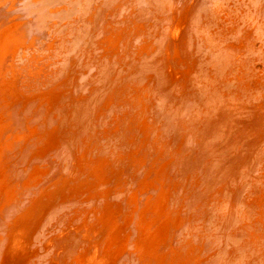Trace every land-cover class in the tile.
Wrapping results in <instances>:
<instances>
[{
  "label": "bare ground",
  "instance_id": "bare-ground-1",
  "mask_svg": "<svg viewBox=\"0 0 264 264\" xmlns=\"http://www.w3.org/2000/svg\"><path fill=\"white\" fill-rule=\"evenodd\" d=\"M46 32L59 41L47 45ZM255 62L264 69V0H0V264H187L197 253L217 255L194 264H264ZM187 75L208 85V102L184 129L194 106L183 94L172 104ZM119 80L131 84L115 105ZM151 118L162 125L145 132ZM249 188L260 192L247 204ZM208 200L211 231L199 213Z\"/></svg>",
  "mask_w": 264,
  "mask_h": 264
},
{
  "label": "rangeland",
  "instance_id": "rangeland-1",
  "mask_svg": "<svg viewBox=\"0 0 264 264\" xmlns=\"http://www.w3.org/2000/svg\"><path fill=\"white\" fill-rule=\"evenodd\" d=\"M66 3H68V1L66 2ZM72 6H70L69 8H64V7H62V8H60V10H63V9H65L64 11H66L67 9L69 10H72V8H71ZM169 7V6H168ZM171 7V6H170ZM169 7V8H170ZM207 7V6H206ZM206 7L204 8V9H202V11H206ZM69 13V12H68ZM69 25H67V26H64V28L66 29L67 27H68ZM46 34H47V37H48V42L46 43V42H43V43H46L47 45L48 44H50L51 42H56L57 40L59 41V37H52V36H50V33L49 32H46ZM54 35H55V33H53ZM257 42H259V41H257ZM259 45V44H258ZM257 48V47H256ZM259 48V47H258ZM257 48V49H258ZM56 49H59L58 47L56 48ZM32 51V53L30 54V57L32 58L33 56L34 57H39L40 59H37V60H44V59H42V58H44L43 56H45V54L43 53V55H39L38 53H35V54H33L34 52H39V50H36V47H34V48H32V49H29V53ZM21 55V54H20ZM16 57V55H14V57H13V59ZM68 58V57H67ZM255 63H257V67H258V70H263L264 71V69H263V65H262V63H260V62H255ZM18 69H20V71L22 72V70L23 69H25V70H28V69H31V66H29L28 65V62L27 61H25L24 63H18L17 65H15V66H13L9 71H7V76L10 78V80H12V81H14L15 82V79H20L19 77H20V71L18 70ZM123 72V74L121 75V79H123V78H125L126 79V76H131L132 75V73H129L130 75H128V74H126L125 75V72H126V69H121V73ZM115 79L117 78V76L119 75L118 74V70L117 71H115V72H113L112 74H111ZM216 76V75H215ZM208 79H211V80H215V79H213V78H208ZM213 81H209V82H213ZM187 82H190V85L188 86V88L187 89H185V90H182V89H178V90H176L175 92H174V98L173 99H175V102L172 104V106H173V108H175V110H176V108L178 107V106H180V102L182 101H178V99L180 100V96L183 94L184 95V98H183V102H189L188 104H193V108H192V106H191V109H190V111H188V112H186V108H185V112H183V114H184V117H183V119H182V124H181V128H188L187 126H186V124H187V122L190 120V117L192 116V114H193V110H194V108H196L195 106H199V107H205V105H207L206 104V99L205 98H203V95H206V92L208 91L207 89H206V87L208 86L206 83H203V81H200V82H197L196 81V79H193L192 77H189V75H187ZM200 84V86L196 89L195 88V84ZM113 84H116V85H113ZM112 84V86H109V87H117V86H120L121 85V81L119 80L117 83H113ZM130 81H125V83L124 84H122L121 85V89H118L117 91V93H113V94H109V100H111L112 101V104H119V103H121V102H123L124 103V99H125V97H120L121 95L120 94H123L121 91L122 90H128V88H127V86H130ZM198 84V85H199ZM213 87H216V84L213 86ZM4 88H6V85L4 86ZM125 88H127V89H125ZM112 95V99H110V96ZM116 97V98H115ZM195 98V99H194ZM36 98H33L32 100H35ZM108 100V101H109ZM208 102V101H207ZM28 103V102H27ZM26 103V104H27ZM26 104H23V106L25 107L26 106ZM56 109H57V107H56ZM54 109H52L51 111H53ZM55 111V110H54ZM53 111V112H54ZM142 111H144V109L142 110ZM180 111V110H179ZM35 110H33L32 111V113L33 114H35ZM180 112H182V111H180ZM52 112H49L48 114H51ZM172 113V110H166L165 112H164V117L166 118V116L167 115H170ZM198 113V112H197ZM33 114H31L30 116H28V117H23L24 118V122L25 123H31L32 121H33V119H34V115ZM180 114L181 113H178L177 114V116H180ZM46 119V116L44 117H42L41 118V123H43L44 122V120ZM147 119H149L150 120V117H142V118H140V119H137V120H134V122H141V121H143V122H145ZM166 120H167V118H166ZM160 121V118L154 123V121H152V118H151V121H149V123H148V128L145 130V132H148V131H154V129L156 128L157 129V126H159L161 123L159 122ZM168 121V120H167ZM153 122V123H152ZM165 122V121H164ZM104 121L102 122V123H100L99 124V126H101V127H103L104 126ZM157 125V126H156ZM162 125V124H161ZM110 130L111 129H113V128H109ZM32 135V134H31ZM11 136V135H10ZM155 137H157V135H155ZM27 138H28V136H27ZM95 139L96 138H98V136H95L94 137ZM209 138H211V136L209 137ZM7 140V139H6ZM201 143H203L204 145L206 144V143H208V138H206L205 139V141L203 140V141H201ZM108 145V143H106V141H103V142H100V144L97 146V147H99V150H101V148H103V147H105V146H107ZM197 145H198V143L195 141V144H194V146H193V148H191V150H190V152H188V153H186L184 156H189V155H193V152H195V150H196V147H197ZM149 144L147 143V142H145L144 143V145H143V147H141V149H142V155L141 156H138V157H135V160L137 161V162H139L142 158H145L148 154H149ZM156 146V145H155ZM54 147H57V146H52V147H49L48 149H47V151L48 150H50V149H52V148H54ZM204 146H201L200 147V149H202ZM263 147V145H262V143L261 144H259V145H257V148L258 149H261ZM97 148L96 147H93L92 148V151H94V150H96ZM257 149V150H258ZM105 151V153L106 154H104L103 156H102V158L104 159V160H107V159H110L111 157H110V154H108L107 153V150L105 149L104 150ZM163 152L164 151H162L158 156H157V158L156 159H154L153 160V158H151V159H149L150 157H148L147 159H146V161H147V163H149V165H154V163L156 162V160L157 159H159V158H162L161 156H163ZM46 153V151L45 152H43L42 154L44 155ZM150 156V155H149ZM172 159H174V158H172ZM144 163L142 162L141 163V166H143L144 167ZM156 167H158V163H156V165H155ZM154 166V167H155ZM149 168V167H148ZM153 168V167H152ZM151 169V168H150ZM160 170V169H159ZM141 171L142 170H138V167H134V168H132V169H130L129 168V170H128V173H127V175H129L130 177H134V175H137V174H140L141 173ZM148 171V170H147ZM264 175V174H263ZM257 175H254V176H249V177H247L246 179H247V181H252V182H257L258 181V177H256ZM254 179V180H253ZM260 180H262V179H260ZM260 183V182H259ZM251 186V185H250ZM261 188V187H260ZM258 192H260V189H248L247 190V193H248V195H250L247 199H246V202H247V204H249V203H252V201H253V199L256 197H259V193ZM120 193H122V191H120V192H114V194L116 195H119ZM240 193H243V192H235V193H231L230 195L232 196V195H234V197H236L237 195H239ZM253 194V195H252ZM262 195H264V192H263V194ZM210 196H212V194H210ZM263 198H264V196H263ZM257 199H259V198H257ZM213 202V201H212ZM223 203H226V202H223ZM222 203V204H223ZM211 200H208L207 201V203H206V205L204 206V207H202L201 208V210L199 211V209H200V207H195L194 209H193V211H199V213L200 214H202V213H205V214H207V218H208V220H207V222H210V226H209V228H207V230H209V231H211L212 230V228H213V220H214V218H216V208H212L211 206ZM203 215V214H202ZM238 218V215L237 216H235V219H237ZM201 221H204V220H201ZM240 227H241V225H240ZM217 255V253H211L210 255H206V256H201V254L200 253H197V254H195V257L192 259L193 261L191 262V260L188 262V263H190V264H194L195 262H201V260H210L211 258H213L214 256H216ZM187 263V264H188Z\"/></svg>",
  "mask_w": 264,
  "mask_h": 264
}]
</instances>
